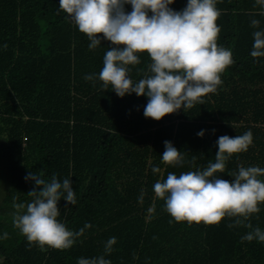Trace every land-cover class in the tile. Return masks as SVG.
<instances>
[{
    "label": "trees",
    "instance_id": "obj_1",
    "mask_svg": "<svg viewBox=\"0 0 264 264\" xmlns=\"http://www.w3.org/2000/svg\"><path fill=\"white\" fill-rule=\"evenodd\" d=\"M186 4L175 0L170 7L180 11ZM217 7V43L231 49L234 60L222 85L205 104L154 121L143 114L147 97L120 98L98 79H84L98 77L114 45L100 34L101 46L89 50L59 0H0V236L8 233L0 240V264H77L80 257L104 255L111 237L117 243L105 258L112 264H264V243L241 240L256 227L264 230V205L245 222L252 228L228 217L219 225L190 226L175 222L153 190L169 172L215 162L220 136L249 130L253 144L219 175L231 182L228 173L241 165L264 168V58L250 55L251 20L264 28V15L256 0H222ZM140 55L131 68L134 81L150 63ZM165 141L182 151L183 166L162 162ZM29 172L71 179L77 203L61 200L59 220L73 231L92 227L70 249L41 251L14 226V204L29 202L36 187L25 180Z\"/></svg>",
    "mask_w": 264,
    "mask_h": 264
},
{
    "label": "clouds",
    "instance_id": "obj_2",
    "mask_svg": "<svg viewBox=\"0 0 264 264\" xmlns=\"http://www.w3.org/2000/svg\"><path fill=\"white\" fill-rule=\"evenodd\" d=\"M219 2L222 0H187L182 10L176 11L170 7L175 0H59V8L87 36L89 50L101 46L100 34L114 45L106 51L98 77L92 73L84 79L94 84L98 79L103 90L111 88L120 98L132 94L147 97L145 118L161 121L170 114L205 104V98L217 93L223 83L222 74L234 63L231 49L217 43L221 31L217 24L221 15ZM256 3L264 15V0ZM126 5H131L130 12ZM251 26L256 30L250 55L264 58V28L257 19L251 20ZM140 54H147L150 63L146 74L134 81L131 68L141 63ZM205 132L201 130L197 136L203 138ZM253 139L250 130L235 137L220 136L215 162L210 161L203 170L179 175L169 172L166 179L155 182V196L164 201L165 210L175 222L219 225L228 217L236 218L235 225L252 228L245 222L264 205V168L241 165L238 171L228 173L233 177L231 182L219 174L225 172L226 162L234 155L249 150ZM164 147V164L184 165L182 151L169 141L164 142ZM152 172L161 173V168L153 166ZM25 180L36 187L28 193L32 197L29 202L14 204V226L29 245L41 251L73 247L92 225L73 231L59 220L61 200L73 206L77 203L71 179L66 177L61 182L56 174L49 180L29 172ZM7 237L5 232L0 240ZM241 240L264 243V230L256 227ZM116 243L115 237L109 238L104 255L80 257L77 264H112L105 256L112 253Z\"/></svg>",
    "mask_w": 264,
    "mask_h": 264
},
{
    "label": "rangeland",
    "instance_id": "obj_3",
    "mask_svg": "<svg viewBox=\"0 0 264 264\" xmlns=\"http://www.w3.org/2000/svg\"><path fill=\"white\" fill-rule=\"evenodd\" d=\"M1 144V143H0ZM2 145V144H1ZM0 183H3V182H0ZM2 195V192H1V189H0V196Z\"/></svg>",
    "mask_w": 264,
    "mask_h": 264
}]
</instances>
